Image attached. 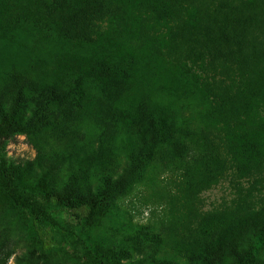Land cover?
<instances>
[{
	"label": "trees",
	"instance_id": "trees-1",
	"mask_svg": "<svg viewBox=\"0 0 264 264\" xmlns=\"http://www.w3.org/2000/svg\"><path fill=\"white\" fill-rule=\"evenodd\" d=\"M12 135L37 158L0 161V264H264V201L178 237L230 168L264 170V0H0ZM142 189L169 242L128 219Z\"/></svg>",
	"mask_w": 264,
	"mask_h": 264
},
{
	"label": "rangeland",
	"instance_id": "rangeland-1",
	"mask_svg": "<svg viewBox=\"0 0 264 264\" xmlns=\"http://www.w3.org/2000/svg\"><path fill=\"white\" fill-rule=\"evenodd\" d=\"M215 140L225 146L223 134L212 130ZM61 149V148H60ZM37 158V151L26 136L12 135L0 141V161L6 167L25 166ZM175 174L171 171H162L159 176V184L171 186L175 181ZM160 186V187H161ZM264 201V170L255 175H249L230 168L227 173L208 189L198 193L193 199L192 216L185 227L178 231L181 240L188 241L191 233L195 232L201 215L230 208H249L260 205ZM127 217L133 223L156 227L161 232V239L169 242L168 232L163 228L164 220L163 204L150 197V191L142 189L134 197L124 202ZM25 250L18 249L7 264H15L17 256Z\"/></svg>",
	"mask_w": 264,
	"mask_h": 264
}]
</instances>
